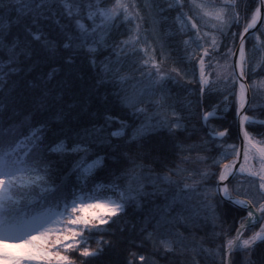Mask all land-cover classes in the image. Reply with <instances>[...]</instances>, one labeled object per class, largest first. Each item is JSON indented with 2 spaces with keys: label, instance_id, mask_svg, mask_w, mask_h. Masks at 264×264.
Segmentation results:
<instances>
[{
  "label": "snow or ice",
  "instance_id": "snow-or-ice-1",
  "mask_svg": "<svg viewBox=\"0 0 264 264\" xmlns=\"http://www.w3.org/2000/svg\"><path fill=\"white\" fill-rule=\"evenodd\" d=\"M245 7L242 14L240 0H154L149 29L136 0H0V264H92L113 246L104 237L115 238L113 228L123 232L119 224L129 208H143L145 198L154 206L140 231L155 252L162 248L165 257L192 252L194 264L207 252L215 264H233V255L243 251L246 264H255L252 256L264 243V139L255 135L264 133L253 134L249 128L264 121L249 115L253 106L245 83L250 64L246 45L250 33L260 39L264 0L251 12ZM173 13L177 31L188 36V58L199 65L198 81L175 67L164 68L168 55L163 45L158 58L150 43L148 32L158 39L159 25ZM123 26L132 27L126 39H117ZM217 34L232 38V46L222 53L224 65L216 62L221 68L217 79L233 89L242 139L240 147L227 144L230 130L212 125L217 110L203 109L205 136L195 147L209 151L211 144L222 151L219 158L199 157L212 163L195 178L185 175L188 170L180 165L152 175L150 167L138 163L139 154L133 158L119 153L113 138L126 136V120L105 110L88 112L84 123L86 106L70 100L81 92L79 72L87 68L91 83L83 81V91L89 98L103 90L105 104L112 97L133 117H145L132 127V141L162 128L175 141L187 126L168 103V84L184 76L189 84L199 83L203 95L209 86L206 58H214L223 43ZM137 52L141 58L127 67V58ZM150 106L155 109L152 116ZM193 147H182V153ZM186 159L182 155L181 163ZM149 185L152 192L146 190ZM161 196L164 203L156 204ZM224 203L247 213L234 235L221 225L214 233L220 241L215 249L203 242L189 245L179 226L200 227V220L220 219L218 209ZM137 259L148 262L147 256L132 253L128 264Z\"/></svg>",
  "mask_w": 264,
  "mask_h": 264
},
{
  "label": "trees",
  "instance_id": "trees-1",
  "mask_svg": "<svg viewBox=\"0 0 264 264\" xmlns=\"http://www.w3.org/2000/svg\"><path fill=\"white\" fill-rule=\"evenodd\" d=\"M137 4L141 9L142 15L146 18L144 27L151 28V13L149 6L154 3V0H136ZM164 2V0H160ZM220 0H217L219 3ZM259 0H240V11L242 14L246 11L251 12L256 6H258ZM173 14H170V18L159 25L156 35L158 39H153V33L148 32L150 43H152L157 49V57L160 58V46L163 45V50L168 54L169 60L163 65L164 68L169 71L175 67L184 73L188 79L199 80V67L195 60H189L188 54L185 48L184 41L188 39L187 35H182L177 31V26L171 19ZM132 26L120 27L116 33L117 39H126V34ZM233 32L238 31L237 28L232 29ZM264 29H260L257 36L260 39H256L254 36L250 37L247 41V53L250 64L248 66V84L251 91V104L253 111L249 112V115L254 116L258 121H264ZM220 40L221 51L215 54L214 58H206V73L208 74L205 78L209 77V86L204 88L203 95H200L199 89L201 85L199 83H187L184 76H176V80L171 81L168 84L167 96L168 103L175 108V110L185 117L184 123L187 126L186 132H181L177 140H173L166 129L162 128L158 132H154L147 138H141L138 141H132L131 131L132 127L139 126L144 121L145 117L141 116L138 119L131 115L130 110L122 109V106H117L112 102V97H109L107 104L104 102L103 90L97 96L89 98L88 94L83 91V81L91 83V71L87 68L83 72H79L82 77L81 92H79L74 98L70 97L73 104L84 105L86 110L83 114V122L88 121V112L95 113L100 111L102 114L107 110V114L115 115L120 119H124L130 125L128 132L125 137L116 139V145H118L119 153L137 157L139 154L140 159L138 163H143L145 166L152 169V175H164L168 173L169 169L176 168L180 165L188 170L185 175L192 174L195 178V173H198L202 168L207 165H211L212 161L208 160L207 164L202 162L199 157L207 155L214 158H219L222 150L214 147L211 144L207 145L209 151H204L202 148L195 147L202 143L205 132L203 130V123L200 119V113L203 109L217 110V116L212 120V125L223 129L227 128L230 130L229 137L226 138L227 144H235L239 146V138L237 131V113L236 108L238 105L235 103L236 97L232 95L233 89L230 85L223 82L222 79H217V72L221 70L217 66H223L225 58L222 53L227 51L228 47H231V36H221ZM238 43V41L236 42ZM191 49L189 48V51ZM199 55V53H197ZM142 53L137 52L135 56L127 58L126 66L131 67L133 62L139 61ZM210 60V62H209ZM228 63H232V59H228ZM138 66V64H137ZM43 71V70H42ZM78 71V70H77ZM179 81L177 83L176 81ZM238 92V86L235 89ZM225 96H228V100L225 101ZM217 106L219 108L217 109ZM155 109L149 107L148 115L152 116ZM155 119V118H154ZM102 122V119H101ZM119 126L118 123L116 125ZM249 131L253 134L264 133V124L257 123L249 128ZM256 139H264V136L255 135ZM194 146L191 152H183L182 147ZM114 149H108L107 153H111ZM106 152L101 151V155H107ZM187 157V159L181 163V157ZM109 164L113 161L111 158L108 160ZM131 167V165H123L122 168ZM215 171V168L212 169ZM173 179H176L174 176ZM215 181H210L209 186ZM127 183V181H122ZM162 187H168L167 185L161 184ZM148 192H152L153 188L149 185L146 189ZM156 204H163L164 198L158 197L155 199ZM143 208L130 207L127 216L124 217L123 221L120 222L119 226L124 229L123 232L116 231L113 228L112 231L116 232L115 238L110 235L104 237L105 242L108 239H112L113 246L107 248L106 251L97 259L92 261V264H128L131 259V254L136 253L139 255H145L148 257L147 264H152L155 260L156 264H194L193 253L188 252L185 254L173 255L168 254L167 257L163 254V249L159 252H155L153 244L144 239V235L141 234V228L143 227L142 221L148 216L149 211L154 206L148 203V199L145 198ZM218 213L221 214V218L212 220H200V227L185 228L183 225L179 226V231L188 238L187 243L189 245L200 242L204 243V247L208 249H215L220 241L215 237L214 233H219L221 225L225 230L232 229L233 235L234 230L238 227L241 218L246 216V211L239 209L238 207L224 203L218 209ZM259 229L257 228V231ZM151 231V228H149ZM163 231V230H162ZM143 246L141 247V242ZM95 248V242L92 243ZM159 246V245H157ZM155 252V255H154ZM199 264H215V259L210 256L207 252H201L196 257ZM233 264H246L247 257L244 252H238L233 255ZM255 264H264V243L258 244L255 249V253L252 256ZM135 264H140L139 260L135 261Z\"/></svg>",
  "mask_w": 264,
  "mask_h": 264
},
{
  "label": "water",
  "instance_id": "water-1",
  "mask_svg": "<svg viewBox=\"0 0 264 264\" xmlns=\"http://www.w3.org/2000/svg\"><path fill=\"white\" fill-rule=\"evenodd\" d=\"M259 28V25L257 26ZM253 35L250 33L249 36L247 37V40L252 37ZM239 43V42H238ZM238 46V44H237ZM233 62V61H232ZM199 67V65H198ZM246 84H248L247 80L245 81ZM249 85V84H248ZM248 96L250 97V102H251V91H250V87L248 89ZM237 131H238V138H239V147H240V144H241V139H242V132L240 131V128H239V116L237 115ZM235 206V205H234ZM237 207V206H236ZM246 211V210H245Z\"/></svg>",
  "mask_w": 264,
  "mask_h": 264
},
{
  "label": "rangeland",
  "instance_id": "rangeland-1",
  "mask_svg": "<svg viewBox=\"0 0 264 264\" xmlns=\"http://www.w3.org/2000/svg\"><path fill=\"white\" fill-rule=\"evenodd\" d=\"M208 31H214L213 29H211V28H209V29H207ZM217 38L220 40V38H221V36H219V34H217ZM209 43H210V41H209ZM159 46H160V49H161V44H159ZM164 51V53H165V50H163ZM165 54H167V53H165ZM168 55V54H167ZM168 60H169V58H168ZM206 69V68H205ZM206 79H209V77H207ZM256 139V138H255ZM257 140H259V139H257Z\"/></svg>",
  "mask_w": 264,
  "mask_h": 264
}]
</instances>
